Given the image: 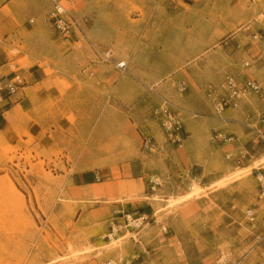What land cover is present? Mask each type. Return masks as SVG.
Listing matches in <instances>:
<instances>
[{"label":"rangeland","instance_id":"obj_1","mask_svg":"<svg viewBox=\"0 0 264 264\" xmlns=\"http://www.w3.org/2000/svg\"><path fill=\"white\" fill-rule=\"evenodd\" d=\"M68 2L83 31L61 38L48 8L0 42L12 73L50 76L33 109L4 116L0 264H264V50L252 39L264 0ZM243 75L259 93L218 121L220 84ZM164 109L182 125L180 147ZM126 203H148L140 228L124 217L135 211L120 214Z\"/></svg>","mask_w":264,"mask_h":264},{"label":"built area","instance_id":"obj_2","mask_svg":"<svg viewBox=\"0 0 264 264\" xmlns=\"http://www.w3.org/2000/svg\"><path fill=\"white\" fill-rule=\"evenodd\" d=\"M50 3V10L47 14L48 20L51 23L52 28L63 38H67L73 34L75 30L83 31L82 25L74 16V14L66 7L68 0H48ZM69 3V2H68ZM252 39L258 42L261 48L264 50V32L257 31L252 34ZM101 53V52H100ZM105 59H110L112 52L106 51L101 53ZM264 57V55H263ZM245 66H249V62H245ZM118 71H122L126 68V62L118 61L115 64ZM22 84L19 74H14L13 77L6 83L0 82V104L3 103L8 97L15 94L18 86ZM220 93L212 100V110L217 116H220L226 109L236 107L238 102L249 95L257 94L260 91V86L257 81L247 77L236 78L228 76L219 86ZM163 116L162 127L166 133L169 142L173 145L180 147L182 145L183 129L180 121L176 118L174 113L170 110L164 109L161 111ZM215 139L218 141H225V137L221 134H216ZM229 140V139H226ZM151 190L160 185L158 179H149ZM260 198H264V186L261 187ZM247 216L250 220L254 219V213L249 210ZM126 221H130L131 228L138 229L147 220L145 215H139L132 218L130 214L125 215ZM113 231V229H112ZM165 231V228H164ZM112 233L108 234V238H111ZM108 264H117L116 262H108ZM126 264V263H120Z\"/></svg>","mask_w":264,"mask_h":264},{"label":"crops","instance_id":"obj_3","mask_svg":"<svg viewBox=\"0 0 264 264\" xmlns=\"http://www.w3.org/2000/svg\"><path fill=\"white\" fill-rule=\"evenodd\" d=\"M4 7H8L9 11L8 12L4 11ZM48 8L50 10V3L48 0H0V42L8 40V38L10 36H15V30H16L15 24L17 23L15 21H19L18 20L19 16L23 15L24 13L34 14V13H37L39 10L48 9ZM48 13H49V11H48ZM53 31L57 35H59L54 29H53ZM61 38H63V37H61ZM0 50H1V53H0V82L6 83L16 73L19 74L21 80H22V78L24 79V82H21L22 84H20L18 86V89L15 92V94L11 95L3 103L0 104V135L5 137V135L2 133L3 125L4 126L6 125V119L4 118V116H11V119L13 121V120H15L14 119L15 117L19 116V114H18L19 110H17V109L12 110L13 108H16L18 106L20 109H23V110L33 109V107H34L33 105L36 102H38V99H39L41 93L47 92L49 90V89H47L48 87H45V86L48 85V83L46 81L50 78V76H48V74L45 72V70L39 66H36L30 70L20 69L18 72L12 73L9 70V68L10 67L11 68L12 67L18 68L19 65L17 63H15L16 61H14V63L16 64L15 66H12L11 64H9L10 59H9L8 54L5 53V51L3 49H0ZM9 52H11V49H9ZM3 56H5V58L8 61L7 60L5 61ZM8 64L10 65L9 68H8ZM242 77H245V76L243 75ZM35 88H37V89H35ZM32 89H35V90H32ZM234 108H236V107L226 109L220 116H217L214 113L213 114L215 115V117L218 118V121L219 120L220 121L226 120L229 117L234 116L236 114ZM212 112H213V110H212ZM222 115H225L224 116L225 118H223ZM176 118H177V116H176ZM43 120L44 119L42 117H37L35 121L37 124H39L43 128H45L47 125V122H45ZM13 123H14V121H13ZM13 123H12V125H13ZM12 125H11V128H12ZM3 129H4V127H3ZM123 170H124V167L121 166L120 171H123ZM96 173L97 174L94 173L92 175H87L88 173H85L86 175H84V179L87 180V178H94L97 175H101L100 172H96ZM81 179H83V177ZM84 179H83V181H86ZM136 204H137V206H136ZM113 207H117V206H113ZM124 208H126V211H128V212H129V209L131 211H135V212H131L132 215L138 214V216L139 215H145L146 217H147V214L145 213L144 209L145 208H147L148 210L150 209L148 203H126L124 206L122 204H120V214H127V212L126 213L124 212ZM128 214H130V213H128ZM124 217H125V215H124Z\"/></svg>","mask_w":264,"mask_h":264},{"label":"bare ground","instance_id":"obj_4","mask_svg":"<svg viewBox=\"0 0 264 264\" xmlns=\"http://www.w3.org/2000/svg\"><path fill=\"white\" fill-rule=\"evenodd\" d=\"M75 31H77V30H75ZM75 31H74V32H75ZM71 35H72V34H71ZM71 35H69L68 37H70ZM68 37H67V38H68ZM236 107H237V106H236ZM218 134H220V133H218ZM198 190H199V189H197V188H196V189H193V190L191 191V193L187 194L186 196H190L193 192L196 193Z\"/></svg>","mask_w":264,"mask_h":264}]
</instances>
